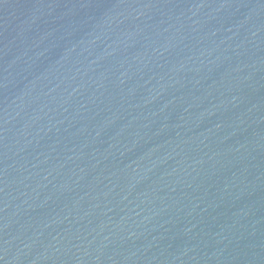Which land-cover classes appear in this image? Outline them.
Returning a JSON list of instances; mask_svg holds the SVG:
<instances>
[{
  "label": "water",
  "instance_id": "water-1",
  "mask_svg": "<svg viewBox=\"0 0 264 264\" xmlns=\"http://www.w3.org/2000/svg\"><path fill=\"white\" fill-rule=\"evenodd\" d=\"M0 264H264V0H0Z\"/></svg>",
  "mask_w": 264,
  "mask_h": 264
}]
</instances>
